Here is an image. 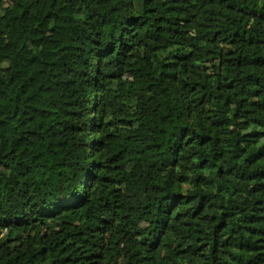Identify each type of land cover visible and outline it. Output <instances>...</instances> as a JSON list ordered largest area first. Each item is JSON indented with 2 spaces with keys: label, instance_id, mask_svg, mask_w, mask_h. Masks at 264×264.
<instances>
[{
  "label": "trees",
  "instance_id": "obj_1",
  "mask_svg": "<svg viewBox=\"0 0 264 264\" xmlns=\"http://www.w3.org/2000/svg\"><path fill=\"white\" fill-rule=\"evenodd\" d=\"M0 264H264V0H0Z\"/></svg>",
  "mask_w": 264,
  "mask_h": 264
},
{
  "label": "rangeland",
  "instance_id": "obj_2",
  "mask_svg": "<svg viewBox=\"0 0 264 264\" xmlns=\"http://www.w3.org/2000/svg\"><path fill=\"white\" fill-rule=\"evenodd\" d=\"M232 18H235L234 16H232ZM76 33L75 31L70 30V37H75ZM59 38V37H58ZM61 38L67 40L68 38H66L65 36H61ZM31 67L28 65H23V64H17L15 66V73H14V80L12 83H10L7 88L8 89H13L20 81L21 79L30 71ZM194 80V78H191L190 82H192ZM141 98L145 99L146 95L145 94H141ZM40 159L42 161H49V155L45 152V151H41L40 152Z\"/></svg>",
  "mask_w": 264,
  "mask_h": 264
}]
</instances>
